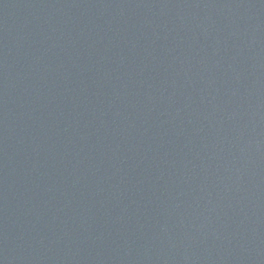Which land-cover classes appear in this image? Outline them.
I'll return each mask as SVG.
<instances>
[{
  "label": "water",
  "instance_id": "95a60500",
  "mask_svg": "<svg viewBox=\"0 0 264 264\" xmlns=\"http://www.w3.org/2000/svg\"><path fill=\"white\" fill-rule=\"evenodd\" d=\"M0 264H253L209 0H0Z\"/></svg>",
  "mask_w": 264,
  "mask_h": 264
}]
</instances>
